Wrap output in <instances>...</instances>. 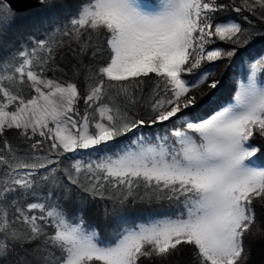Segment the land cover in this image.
<instances>
[{"label":"snow or ice","instance_id":"obj_1","mask_svg":"<svg viewBox=\"0 0 264 264\" xmlns=\"http://www.w3.org/2000/svg\"><path fill=\"white\" fill-rule=\"evenodd\" d=\"M36 6L33 27L42 38L30 34L17 45L4 37L18 15L0 0V48L7 52L0 56V138L10 130L42 138L23 156L3 140L0 261L174 264L190 248V264H246L244 237L253 226L264 228L254 204L264 205V52L249 51L264 41V27H255L264 25V0H76L71 7L67 0H38ZM229 7L239 20L217 22L215 14ZM73 43L82 85L55 75L64 72L57 51ZM238 54L247 82L237 83L232 102L194 115L223 81L208 69L192 81L186 74ZM153 78L145 97L142 85ZM25 84L34 94L10 86ZM201 86L208 92L196 95ZM45 141L48 154L35 155ZM81 150L112 155L61 166V157ZM97 201L108 239L85 219ZM161 201L169 211L129 220V206Z\"/></svg>","mask_w":264,"mask_h":264},{"label":"trees","instance_id":"obj_2","mask_svg":"<svg viewBox=\"0 0 264 264\" xmlns=\"http://www.w3.org/2000/svg\"><path fill=\"white\" fill-rule=\"evenodd\" d=\"M223 3H229L230 0H220ZM69 6H74L76 0H67ZM41 9L34 8L28 10L23 13H17L18 20L14 27V29L8 34V36L4 37L5 42L10 40H15L17 45H19L20 40L26 39L30 34H36L42 38V34L35 33L33 25L39 22V17L36 15L40 13ZM241 14L233 11L231 7L226 10L219 11L215 14L216 21L228 20V19H237L239 20ZM244 15H250L249 13H244ZM247 26V25H245ZM255 27L262 28L264 25H261L259 21H256ZM219 47H233L232 45H226L223 42H217ZM76 45L73 43L71 47H64L57 51L56 53V63L64 72H57L55 75L61 81L72 82L73 80L77 81L81 85L83 84V75L75 76L73 68L77 65V60L73 55L72 48H75ZM212 47V46H208ZM8 51H11L10 49ZM249 51H254L255 53L264 52V41H258L255 44L251 45ZM246 55V53H244ZM7 55V52L0 48V56ZM204 69L212 70L214 72L213 78L220 79L223 81V86L217 91L213 90L209 93L207 97L201 103L199 109L196 110L194 115L198 117H203L210 115L214 109H217L218 106L226 104L233 96L237 89V83L239 82V77L241 74L243 76L248 72V66L245 64L241 66V55L238 54L233 58L232 62L225 59L217 60L215 62H204L201 66V69L194 71L192 74H186L185 78L189 81L195 80L197 74ZM48 76L51 77L52 73H48ZM7 83V82H6ZM155 83V79L147 81L142 85L143 87V95L147 97L149 93L153 89V85ZM15 90L16 87H20L23 89V94L27 97L28 95L34 94L32 93L30 87L25 85H10ZM208 92L207 87L201 86L196 90L195 94L200 95L201 93ZM139 95V93H138ZM79 108L81 112H83L84 104L83 101H80ZM139 112H143L144 109L141 107L137 109ZM146 131H154V129H146ZM170 135V134H169ZM7 139L10 144L17 150L18 155H32L31 144H33L36 140L42 139L37 136L32 139H25L23 136L18 134L17 130H10L5 134V137L0 138V149L3 148V140ZM171 139V137H170ZM259 142V141H254ZM49 145L48 142L45 141L42 147L36 150L35 155H47L48 154ZM6 152L7 150L4 149ZM102 155H112V153L106 152H98L89 150L85 153L84 150H81L79 154L68 153L65 157H61L63 160V164L66 166L70 165L74 159L81 156V158L87 159H99ZM0 177H2V172H0ZM145 189L140 188L138 190L140 195L144 194ZM33 202L32 200L28 201ZM103 204L102 201H97L95 205L91 207L85 213V219L89 224L94 226H99L101 231V236L104 239H108L109 233V225L104 224L100 215V206ZM257 212L258 219L264 221V205H261L258 202H254ZM26 206V205H25ZM65 207L71 212L75 210L76 205L74 203H66ZM169 203L167 201L154 202L151 205L144 203H137L135 206H129L127 215L130 221L134 222H142L148 217L150 214L156 213L158 211H169ZM174 211V208L171 209ZM244 249L245 254L247 256L246 264H264V228L258 229L256 226H253L251 231L245 235L244 237ZM20 252V255H24V252L20 249H17ZM191 249L185 248L182 252H180L177 256L173 257L174 264H190L191 259ZM16 260L15 256L9 258V261H0V264H12V261ZM27 260H32L31 256H27ZM148 264V262H145Z\"/></svg>","mask_w":264,"mask_h":264},{"label":"water","instance_id":"obj_3","mask_svg":"<svg viewBox=\"0 0 264 264\" xmlns=\"http://www.w3.org/2000/svg\"><path fill=\"white\" fill-rule=\"evenodd\" d=\"M8 3L16 12H25L36 8L38 0H8Z\"/></svg>","mask_w":264,"mask_h":264},{"label":"rangeland","instance_id":"obj_4","mask_svg":"<svg viewBox=\"0 0 264 264\" xmlns=\"http://www.w3.org/2000/svg\"><path fill=\"white\" fill-rule=\"evenodd\" d=\"M248 72H249V69H248ZM248 72L246 73V75L245 76H243V74H241L240 75V77H239V81H243V82H247V74H248ZM259 75V74H258ZM235 94V93H234ZM234 94H233V96H232V98L228 101V102H232V100H233V97H234ZM227 102V103H228ZM226 103V104H227ZM225 105V104H224ZM85 151V153L87 152V151H89V150H84ZM80 152V151H79ZM79 152H77V153H75V154H79ZM81 158V156H79V157H77L76 159H80Z\"/></svg>","mask_w":264,"mask_h":264}]
</instances>
